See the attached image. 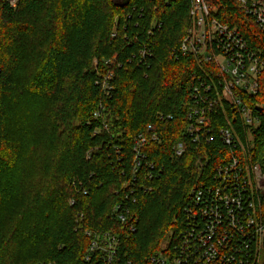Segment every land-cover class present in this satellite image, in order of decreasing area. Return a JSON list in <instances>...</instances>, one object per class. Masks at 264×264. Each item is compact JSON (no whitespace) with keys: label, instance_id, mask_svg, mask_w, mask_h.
I'll return each instance as SVG.
<instances>
[{"label":"trees","instance_id":"obj_1","mask_svg":"<svg viewBox=\"0 0 264 264\" xmlns=\"http://www.w3.org/2000/svg\"><path fill=\"white\" fill-rule=\"evenodd\" d=\"M206 1L264 60V30L237 0ZM17 6L0 0V264H89L87 232L117 235L113 264H149L183 229L198 160L210 158V176L229 156L217 137L229 126L223 113L208 120L215 141L196 146L184 137L199 71L193 56L178 53L191 0H20ZM260 81L258 94L247 99L253 110L264 105V73ZM14 98L27 99L29 109L13 133ZM258 115L254 152L264 158V115ZM230 117L243 133L239 118ZM149 127L159 137L144 146L154 169L143 167L134 179L135 142L149 136ZM26 134L31 148L22 145ZM54 140L49 153H39ZM180 142L186 150L178 157ZM119 204L129 212L126 224L112 214Z\"/></svg>","mask_w":264,"mask_h":264},{"label":"built area","instance_id":"obj_2","mask_svg":"<svg viewBox=\"0 0 264 264\" xmlns=\"http://www.w3.org/2000/svg\"><path fill=\"white\" fill-rule=\"evenodd\" d=\"M5 1L17 8L20 0ZM237 2L255 25L264 30V0ZM189 13L190 22L178 53L193 56L199 71L194 75L196 85L184 137L196 146L215 141V135H209L208 120L212 114L223 113L229 126L223 127L217 137L228 149L229 156L213 167L210 176L206 174L210 158L198 160L200 174L183 208V229L174 242L149 259V264H261L264 254V158L255 155L253 131L261 125L258 114L264 115V105H256L253 110L247 99L260 90L264 60L238 28H231L214 16L206 0H191ZM113 76L109 71L103 83L106 95L112 89L109 81ZM230 112L233 120L239 118L243 133L234 130ZM160 117L164 120L163 115ZM152 131L149 127V136L140 134L135 142L134 179L143 167L154 169L144 153L146 144L159 141L158 134ZM185 150V142H180L175 155L180 157ZM122 208L121 204L116 205L112 214L121 224H126L129 212H123ZM129 227L136 230L133 223ZM87 235L91 238V246L86 261L113 264L119 248L117 235L92 232Z\"/></svg>","mask_w":264,"mask_h":264},{"label":"rangeland","instance_id":"obj_3","mask_svg":"<svg viewBox=\"0 0 264 264\" xmlns=\"http://www.w3.org/2000/svg\"><path fill=\"white\" fill-rule=\"evenodd\" d=\"M15 100H16V102H15ZM25 99H16V98H14L12 101H14L15 103L13 104V102H12V107H11V112H10V123H11V125H12V132L14 133L15 132V129H21V127L23 126L21 123L23 122V119H22V117L23 116H26V113H25V111L27 110L28 111V107H27V105H26V102L28 101L27 99L24 101ZM27 117H28V115H27ZM28 121V120H27ZM28 124L26 123V126H27ZM26 126H24L25 128H26ZM23 127V128H24ZM20 133V132H19ZM17 135V134H16ZM19 137H23V136H21V133H20V135H18ZM26 140H25V144H24V142L22 143V145H23V147L25 146V148H31V146H33V144L31 143V141H30V137H28L27 136V134H26ZM25 139V138H24ZM13 140V139H12ZM13 142L16 144V142H15V139L13 140ZM28 143L29 144H31V145H28ZM45 145H46V143H45ZM42 146V145H41ZM56 146V140H54V143L52 144V147H50L49 145H47V147H43L42 149H41V151H40V148H39V153L41 154V152H46V153H49V150L51 151L52 150V148L53 147H55ZM14 148H18L17 146L16 147H14ZM38 151V150H37ZM38 153V154H39ZM45 153V154H46ZM36 154H37V152H36ZM41 156V155H40ZM41 159H44V157H43V153H42V156L41 157H38L37 158V160H39L40 162H41ZM45 161H46V157H45V159H44ZM261 264H264V254H263V258H262V262H261Z\"/></svg>","mask_w":264,"mask_h":264},{"label":"water","instance_id":"obj_4","mask_svg":"<svg viewBox=\"0 0 264 264\" xmlns=\"http://www.w3.org/2000/svg\"><path fill=\"white\" fill-rule=\"evenodd\" d=\"M257 110H259V111H262V109H261V108H257Z\"/></svg>","mask_w":264,"mask_h":264}]
</instances>
